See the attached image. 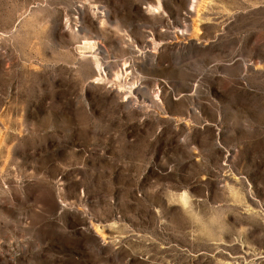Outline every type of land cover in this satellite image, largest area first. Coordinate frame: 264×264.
I'll list each match as a JSON object with an SVG mask.
<instances>
[{
    "label": "rangeland",
    "instance_id": "obj_1",
    "mask_svg": "<svg viewBox=\"0 0 264 264\" xmlns=\"http://www.w3.org/2000/svg\"><path fill=\"white\" fill-rule=\"evenodd\" d=\"M0 264H264V0H0Z\"/></svg>",
    "mask_w": 264,
    "mask_h": 264
}]
</instances>
